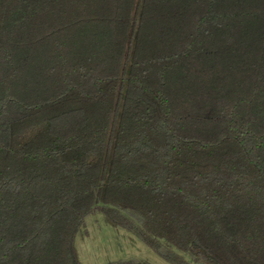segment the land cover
Segmentation results:
<instances>
[{"label": "trees", "instance_id": "16d2710c", "mask_svg": "<svg viewBox=\"0 0 264 264\" xmlns=\"http://www.w3.org/2000/svg\"><path fill=\"white\" fill-rule=\"evenodd\" d=\"M96 213L264 264V0H0V264H83Z\"/></svg>", "mask_w": 264, "mask_h": 264}, {"label": "rangeland", "instance_id": "374dc122", "mask_svg": "<svg viewBox=\"0 0 264 264\" xmlns=\"http://www.w3.org/2000/svg\"><path fill=\"white\" fill-rule=\"evenodd\" d=\"M87 230L89 236L76 241L83 264H109L133 258L149 264H169L133 234L109 226L100 213L89 215Z\"/></svg>", "mask_w": 264, "mask_h": 264}]
</instances>
